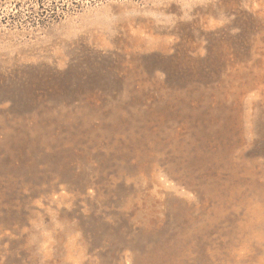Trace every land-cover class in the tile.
<instances>
[{"label":"rangeland","instance_id":"374dc122","mask_svg":"<svg viewBox=\"0 0 264 264\" xmlns=\"http://www.w3.org/2000/svg\"><path fill=\"white\" fill-rule=\"evenodd\" d=\"M0 264H264V0H0Z\"/></svg>","mask_w":264,"mask_h":264}]
</instances>
